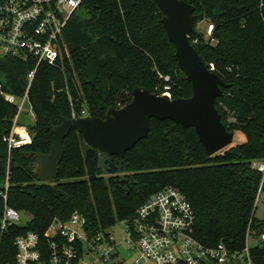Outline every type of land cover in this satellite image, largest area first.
Instances as JSON below:
<instances>
[{"label": "trees", "instance_id": "obj_1", "mask_svg": "<svg viewBox=\"0 0 264 264\" xmlns=\"http://www.w3.org/2000/svg\"><path fill=\"white\" fill-rule=\"evenodd\" d=\"M183 1L195 10L191 44L229 85L215 106L227 130L240 131L245 143L209 156L192 128L152 119L148 136L118 157L100 154L72 130L57 178L38 181L37 155L49 153L53 128L73 113L104 119L110 108L129 104L136 87L168 91L172 99L192 95L154 0H83L63 30L68 54L53 65H38L28 90L31 144L9 150L3 139L18 111L0 97V193L8 177L7 206L31 217L2 239L0 264L13 262L16 236L34 232L44 239L52 222H66L75 213L85 219L90 238L107 236L117 223L131 224L138 208L166 187L178 189L191 204L193 237L202 246L223 243L240 251L249 231L253 264H264V225L255 218L264 177L254 166L264 162V0ZM204 20L214 26L207 40L195 27ZM34 67L0 58V84L21 98ZM3 210L0 198V215Z\"/></svg>", "mask_w": 264, "mask_h": 264}, {"label": "built area", "instance_id": "obj_2", "mask_svg": "<svg viewBox=\"0 0 264 264\" xmlns=\"http://www.w3.org/2000/svg\"><path fill=\"white\" fill-rule=\"evenodd\" d=\"M83 0H0V58H15L30 61L35 67L27 74L28 85L23 97L17 98L4 90L0 84V97L28 111L34 118L28 100V90L36 68L41 63L50 65L68 54L62 34L66 24L77 12ZM214 26L209 24L204 38L211 37ZM210 71L214 67L210 64ZM165 80H168L166 77ZM162 95L170 94L168 91ZM17 112V115H18ZM11 134L3 140L9 150L32 143L25 126L16 122ZM82 117L86 112H82ZM78 117L75 113L72 118ZM229 121L235 118L229 115ZM264 177V162L254 164ZM9 183L6 177L0 198L4 210L0 215V245L10 228L19 225L20 213L7 206ZM29 216L30 220V215ZM195 214L186 197L176 188L166 187L152 194L136 211V217L127 224L126 238L122 244L138 255L136 264H253L251 247L254 244L248 231L245 246L232 251L223 243L214 248L202 246L194 237ZM260 240L264 241V235ZM13 262L5 264H120L115 241L111 235L100 234L90 238L86 233V221L73 214L66 222L54 221L41 239L39 234L26 232L13 240ZM92 262H88L89 259ZM88 259V260H87Z\"/></svg>", "mask_w": 264, "mask_h": 264}, {"label": "water", "instance_id": "obj_3", "mask_svg": "<svg viewBox=\"0 0 264 264\" xmlns=\"http://www.w3.org/2000/svg\"><path fill=\"white\" fill-rule=\"evenodd\" d=\"M162 12L161 23L175 47L179 69L192 86L189 98L172 99L134 88L129 104L110 108L104 119L85 116L66 119L53 128V143L47 154L37 155L33 174L38 181L57 178L64 156V140L72 130L80 134L87 146L100 154L123 157L148 136L150 121H171L192 128L206 153L212 156L230 145L234 132L228 131L215 106L229 85L210 71L189 40L194 29V8L183 0H154Z\"/></svg>", "mask_w": 264, "mask_h": 264}, {"label": "rangeland", "instance_id": "obj_4", "mask_svg": "<svg viewBox=\"0 0 264 264\" xmlns=\"http://www.w3.org/2000/svg\"><path fill=\"white\" fill-rule=\"evenodd\" d=\"M85 16V14H83ZM209 25V22L204 20L199 22L195 27L196 30L202 34H204L206 27ZM2 81V77H0ZM30 110V106L26 103L23 106V109L18 112L16 122L19 125L30 127L34 124V118L28 112ZM246 138L240 132L236 131L234 133V139L232 145H241L245 143ZM255 218L263 223L264 225V191L259 193L257 203H256V211H255ZM29 221V216L26 213H20V221L18 222L19 225L24 226ZM127 223L120 222L117 223L114 227L110 228L107 233L111 235L115 244L118 245L117 252L120 258L123 260L120 264H136L138 259V255L136 253L130 252L125 245L122 244L123 240L126 238L125 230H126ZM88 260V259H87ZM93 260L90 258L88 262H92ZM102 264V263H97ZM111 264V263H109Z\"/></svg>", "mask_w": 264, "mask_h": 264}]
</instances>
